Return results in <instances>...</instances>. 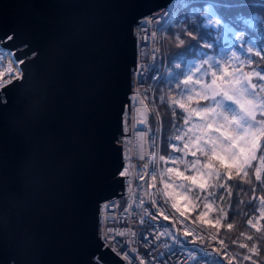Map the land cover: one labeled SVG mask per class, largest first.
Instances as JSON below:
<instances>
[{
	"label": "water",
	"instance_id": "1",
	"mask_svg": "<svg viewBox=\"0 0 264 264\" xmlns=\"http://www.w3.org/2000/svg\"><path fill=\"white\" fill-rule=\"evenodd\" d=\"M173 1L0 0L23 61L0 87V264H121L101 204L124 192L137 24Z\"/></svg>",
	"mask_w": 264,
	"mask_h": 264
},
{
	"label": "trees",
	"instance_id": "2",
	"mask_svg": "<svg viewBox=\"0 0 264 264\" xmlns=\"http://www.w3.org/2000/svg\"><path fill=\"white\" fill-rule=\"evenodd\" d=\"M225 2L231 5L228 10L232 17L228 21V28L231 31L213 30L211 35L205 37L204 40H200L199 36L193 40L185 35L187 31L195 29L202 18L192 15V7L200 8L204 0H188L192 7L187 8L181 7V0H174L171 15L161 25L163 36L160 38L157 61L149 74L147 87V98L153 110V116L149 117V151L157 154L155 159L150 158L149 168L152 173L154 168L158 170V179L162 186L169 185L166 188L171 190L174 182L179 181L188 193V207L182 212H184V218L193 224L200 235L192 237L191 233L186 234L187 232L183 231L186 238H194L199 243L213 248L219 255V264H264V215L260 217L259 224L256 225L260 229L259 232L247 223L249 219H252L255 224L254 217L259 213V209L264 207L260 199L264 197V136L258 138L255 153L257 159L251 161L252 166L245 169L249 175L241 179L235 176V169L232 170L235 178L226 181L230 186L231 195L226 189L219 188V182L208 181L206 188L201 190L198 187L199 181L197 185H192L183 177L167 171L168 167H174L184 172L186 176L193 175L195 170L190 167L192 161L199 159L201 165L197 167H202L208 159L200 153L193 157L191 151L188 150H185L187 153L185 155V152L175 151L172 147V145L178 148L183 147L187 137L184 141H177L175 137L187 132V129L198 119L193 116L190 123L185 125L183 121L187 113L172 103L175 99L186 101V97H181L180 93L181 87H184L182 81L187 76L181 73L186 72L192 64L199 62L200 65L207 67L204 65V60L210 57L217 58L221 48L230 47L231 64L237 67L241 63L244 64L242 71L252 76V82L258 85V96L264 98V92L259 91L260 87H264V81L252 75L254 72L264 75V58H262L264 52L261 56L254 54L257 50L264 48V0H225ZM177 37L185 39V45L178 46ZM205 44H210L211 47H206ZM194 45L196 47H193ZM250 45L254 47L252 53L248 52ZM234 57L239 59H234ZM249 60L252 61L251 67L248 65ZM178 83L181 87H177ZM196 99L188 102L191 107L208 103V101H200L197 105ZM154 117H157L158 127H156ZM260 119L264 117L257 114V120ZM160 156H164L165 160L161 161ZM178 157L180 159H177L176 164H172L171 160ZM181 160L184 162L181 163ZM213 163L223 177L225 170L217 161ZM257 168L262 169L261 181L255 180ZM248 180L251 183H247ZM213 185L216 186L213 187ZM209 193H214V195H209ZM220 196L224 199L220 200ZM205 204H209L210 207L205 208ZM202 212L207 213L203 220L198 219ZM221 217L224 218L221 219ZM217 219H220V224L215 227L208 223V221L214 223ZM228 223L233 224L232 229L227 228ZM248 236H252L253 239L248 240ZM221 240L224 241L223 244L220 243ZM240 244H246L247 247L240 248ZM253 244L256 245V254L252 255L251 259L244 260V256L251 255L249 249ZM225 252L227 256L224 255Z\"/></svg>",
	"mask_w": 264,
	"mask_h": 264
},
{
	"label": "snow or ice",
	"instance_id": "3",
	"mask_svg": "<svg viewBox=\"0 0 264 264\" xmlns=\"http://www.w3.org/2000/svg\"><path fill=\"white\" fill-rule=\"evenodd\" d=\"M169 7L173 8L174 6L169 5ZM181 7L192 6L188 3V0H181ZM230 7L231 5L226 3L225 0H204V4L200 8L192 7V15L202 18L196 28L187 31L185 35L193 40H196L198 36L200 40H204L205 37L211 35L213 30L227 29L231 31L228 28V21L232 19L228 11ZM12 39L13 36H6L5 42ZM177 41L178 46H183L186 43L185 39L180 37H177ZM205 46L211 47L210 44H205ZM193 47H196V45ZM252 51L251 48L248 49L249 53H252ZM262 52H264V48L257 50L254 54L261 56ZM234 59L239 58L234 57ZM20 62L23 63V61ZM251 64L252 61L249 60V67H251ZM204 65H207V67L192 64L186 72L181 73L186 75L187 78L182 81L184 87H181L180 83L177 84V87H181L180 95L186 97V101L175 99L172 103L187 113L183 121L185 125L190 123L193 116L199 118V123L193 124L187 129V132L175 137L177 141H184L187 137V141L183 143L182 148L175 145H172V147L175 151H191L193 157L200 153L208 158L207 162L202 167H197L201 165V161L199 159L192 161L190 167L195 170L193 175L186 176L184 172L174 167H168L167 171L168 173H175L178 177H183L185 181H190L192 185H197L199 181L198 187L201 190L206 188L208 181L219 182V188L226 189L228 194L231 195L230 186L227 185L226 181L235 178L232 170L235 169L236 177L243 179V177L249 175L245 169L251 167V161L257 159L255 153L258 147V138L264 136V119L257 120V114L264 117V98L258 96V85L252 82V76L242 71L243 63L238 67L230 63L231 71L219 60H204ZM193 69H195V73H193ZM7 72L9 78L16 75L12 67H9ZM218 73H221V75L218 76ZM252 75H255L260 81H264V75H261L260 72H254ZM209 76L210 80L206 81V77ZM197 85L199 88L196 87ZM259 91L264 92V87H260ZM194 98H197V105L200 104V101H208V103L203 106L191 107L188 102L193 101ZM190 133L192 135H189ZM159 159L164 161L165 157L160 156ZM177 159L180 158L172 159V164H176ZM213 161H217L220 167L225 170L223 177ZM183 162L181 160V163ZM261 170V168L255 170L256 181H261ZM241 173H243V176H241ZM126 174L127 169L120 173L121 176ZM152 179H156L155 175L152 176ZM246 182L251 183L250 180ZM168 186L166 185V187ZM215 186L213 185V187ZM253 192H255V188H253ZM209 195H214V193H209ZM219 199L223 200L224 197L220 196ZM260 199L261 203H264V197ZM172 207L175 208L176 205L173 204ZM204 207L209 208L210 205L205 204ZM177 210L179 211V209ZM160 215H163L165 220L169 219V216L164 215L163 212ZM180 215L184 216V212H180ZM206 215V212H202L198 219L203 220ZM208 223L215 227L220 224V219H217L214 223L212 221H208ZM247 223L255 228L257 232L260 231L252 219H249ZM227 228L232 229L233 224L228 223ZM247 239L252 240L253 237L248 236ZM220 243L223 244L224 241L221 240ZM233 243H236V241H233ZM239 247L246 248L247 245L240 244ZM249 252L251 255L244 256V260H249L252 255L256 254L255 244L249 249ZM224 255L227 256V253L225 252ZM9 264H15V261H10Z\"/></svg>",
	"mask_w": 264,
	"mask_h": 264
},
{
	"label": "built area",
	"instance_id": "4",
	"mask_svg": "<svg viewBox=\"0 0 264 264\" xmlns=\"http://www.w3.org/2000/svg\"><path fill=\"white\" fill-rule=\"evenodd\" d=\"M169 3L154 15L141 18L137 24V69L134 91L130 92V128L132 134L140 138V146L135 147L133 159L123 147V165L120 173L124 175L123 193L106 200L110 214L105 232L110 236L109 248L122 260L121 264H219V255L211 247L203 245L194 238H186L183 231L197 237L200 232L187 223L165 193L159 182L157 171L151 174L149 168V117L153 116L151 103L147 98L149 74L158 57L161 25L168 20L172 8ZM21 58L14 49L0 43V87L13 78L22 75ZM12 67L15 77L9 78L7 69ZM138 72L140 77L138 78ZM156 127L157 119L154 117ZM130 136H132L130 134ZM136 154V155H135ZM136 156V158H135ZM143 157V158H141ZM139 164V165H138ZM137 171H141L136 175ZM156 179L153 180L152 176ZM153 185H155L153 187ZM104 203V202H103ZM102 203V204H103ZM101 204V210L103 205ZM169 216L165 220L163 215ZM264 215V207L254 217L255 223ZM184 223V224H183ZM183 224V226H182ZM103 241H106L103 238ZM111 264V263H107Z\"/></svg>",
	"mask_w": 264,
	"mask_h": 264
},
{
	"label": "rangeland",
	"instance_id": "5",
	"mask_svg": "<svg viewBox=\"0 0 264 264\" xmlns=\"http://www.w3.org/2000/svg\"><path fill=\"white\" fill-rule=\"evenodd\" d=\"M160 36L162 37L163 36V32L161 31L160 32ZM250 48L253 50L254 47L252 45H250ZM231 48L230 47H227V48H221L219 53H218V56L217 58H214V57H210L208 58L207 60L209 61H216V60H219L222 64H224L226 67H229V71H231V67L229 66V64L232 62V55H231V52H230ZM195 64H199L198 63H195ZM205 67V66H204ZM193 73H195V69H193ZM199 75V74H197ZM221 75V73H218V76ZM210 77V76H209ZM209 77H206V81L207 80H210ZM191 87V86H190ZM197 88H199V86L197 85L196 86ZM152 106V104H151ZM199 122V118L195 121V123H198ZM157 157V154L156 152L154 153H150V156L149 158H153L155 159ZM158 173V170L156 168H154V172ZM150 173L151 170L149 171ZM154 172L152 174H154ZM159 175V174H158ZM164 186V190H165V193L166 195L168 196L169 200L171 201L172 205L175 204L176 205V210L179 209V212L182 210H184L186 207H188V201H189V195L188 193L186 192V190L184 189V187H181L179 181H175L171 190H169L168 188H166L165 185ZM184 216H182V219H183ZM184 221V219L182 220V222ZM184 224V223H183ZM182 224V226H183ZM256 225H258L257 223H255ZM193 226V224H191Z\"/></svg>",
	"mask_w": 264,
	"mask_h": 264
},
{
	"label": "bare ground",
	"instance_id": "6",
	"mask_svg": "<svg viewBox=\"0 0 264 264\" xmlns=\"http://www.w3.org/2000/svg\"><path fill=\"white\" fill-rule=\"evenodd\" d=\"M139 77H140V75H139V72H138V78ZM135 79H136V75H135V71H134V81H135ZM130 134L132 136H130ZM122 145H123V147H126L125 152L128 153L129 156L131 155V158L133 159L134 152H135V147L140 146V138H139V136L137 134H132V131H131V128H130V133L122 134ZM135 158H136V156H135ZM140 172L141 171H137L136 175H139ZM102 205H103V207H102L101 212H103V214L109 215L110 214L109 207H108L109 203H106L104 201V203ZM108 220H109V217H104L102 215V218H101V232H102L103 238L106 240L107 244L109 243V240H110V236L107 235L106 232H105V226H106V223L108 222Z\"/></svg>",
	"mask_w": 264,
	"mask_h": 264
}]
</instances>
